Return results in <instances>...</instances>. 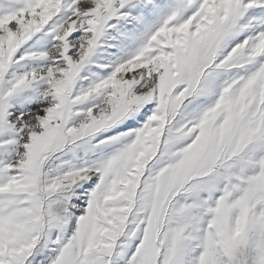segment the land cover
Returning <instances> with one entry per match:
<instances>
[{
  "label": "snow or ice",
  "instance_id": "obj_1",
  "mask_svg": "<svg viewBox=\"0 0 264 264\" xmlns=\"http://www.w3.org/2000/svg\"><path fill=\"white\" fill-rule=\"evenodd\" d=\"M0 264H264V0H0Z\"/></svg>",
  "mask_w": 264,
  "mask_h": 264
}]
</instances>
